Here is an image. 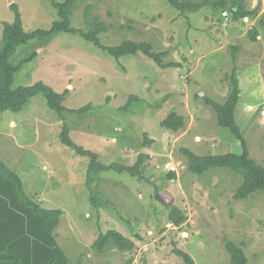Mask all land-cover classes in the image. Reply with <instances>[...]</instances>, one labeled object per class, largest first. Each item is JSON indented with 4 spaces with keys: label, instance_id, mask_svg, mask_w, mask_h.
I'll return each mask as SVG.
<instances>
[{
    "label": "rangeland",
    "instance_id": "obj_1",
    "mask_svg": "<svg viewBox=\"0 0 264 264\" xmlns=\"http://www.w3.org/2000/svg\"><path fill=\"white\" fill-rule=\"evenodd\" d=\"M64 1L0 0V41L2 23L15 20L12 5H18L30 33L51 29L59 20L54 2ZM211 16L205 10L181 16L168 0L75 3L72 27L88 31V21L98 18L109 26L99 36L103 45L148 42L154 52L167 53L165 64H178L167 69L142 54L116 60L80 34L68 32L30 41L12 55L10 62L16 66L37 52L16 72L14 89L42 81L57 93L66 92L67 109L90 106L83 115L67 116L66 123L72 140L98 153L101 163L134 166L141 156H149L144 159L146 178L101 173L96 208L86 185L90 159L61 143L64 122L42 94L19 113L0 114V162L21 176L26 194L43 209L63 212L54 234L68 264H183L175 248L186 251L196 264H232L227 241L244 248L248 264H264V193L237 201L241 176L230 169L194 175L181 153L182 148L201 156L243 153L237 136L218 126L216 112L204 101L210 96L224 103L230 92L228 82L216 83L222 89L212 91L216 80L201 74L203 63H213L219 45ZM207 51H212L211 60L202 61ZM224 55L225 66L219 67L215 79L233 68L232 50L226 49ZM211 70L208 66L207 72ZM259 87L244 85L235 117L250 157L264 167V92ZM201 89L203 94L197 97ZM186 95L190 114L185 128L178 133L163 128L162 121L172 113L186 112ZM210 129L216 140L207 136ZM166 170L174 171L176 178H164ZM173 207L187 216L182 226L170 221ZM111 230L132 239L134 250H94L98 237Z\"/></svg>",
    "mask_w": 264,
    "mask_h": 264
},
{
    "label": "trees",
    "instance_id": "obj_2",
    "mask_svg": "<svg viewBox=\"0 0 264 264\" xmlns=\"http://www.w3.org/2000/svg\"><path fill=\"white\" fill-rule=\"evenodd\" d=\"M78 0H65L64 3L54 2L58 10L59 20L52 24L49 30H36L26 32L24 29L20 9L18 5L11 6L15 12V20L12 23H2V38L0 41V114L4 111L19 113L27 105L28 101L42 94L50 110L55 112L64 122L60 133V141L63 145L72 148L77 155L88 157L90 163L86 174V185L89 189L91 202L98 208L100 200L98 186L96 184L101 173L115 171L127 173L131 177L146 178L144 175V159L148 155L141 156L134 166H126L119 163L105 165L100 162L98 153L86 150L77 145L70 136V128L66 123L67 116L83 115L88 112L90 106L81 109H67L63 103L65 93H57L52 87L40 81L32 86L13 88L15 74L23 63L36 57L34 51L14 66L10 62L18 48L34 40H45L60 32L77 33L85 40L94 43L100 50L116 60L125 56L142 54L153 60L160 68L177 67L178 64H165V52H154L148 42L126 40L118 46H106L100 42L99 36L109 31V26L100 22L98 18L88 21V31L76 29L71 26V15L75 3ZM179 11L181 16L186 13H197L205 10L213 16L223 17L224 14L234 22L243 21L245 18H255L260 13V5L254 9L248 6V0H168ZM88 15V14H87ZM225 17V16H224ZM264 22V17L260 20ZM252 41L257 40L258 32L253 30L249 34ZM233 68L226 76L230 85V92L224 103H217L209 97L204 101L217 115V124L222 128H228L240 141L243 153L240 155H197L187 148H182L181 153L187 160V169L190 173L203 176L213 169H230L242 177V183L234 195V199L242 201L255 193H264V167L255 159H252L247 151L246 140L241 134L240 127L236 123V107L241 97L240 82L238 79L237 54L239 47L232 46ZM199 97V95H197ZM134 97L130 98L133 99ZM130 103V102H129ZM128 103V104H129ZM162 127L174 133H178L186 126L184 116L172 113L161 123ZM164 178L175 179L174 171H165ZM170 221L174 226H182L187 216L178 208L170 210ZM61 210H45L39 203L31 199L25 192L22 178L5 163L0 162V264H68L69 259L59 247L55 229L60 224ZM135 248V242L123 236L116 230H111L100 235L93 244V249L98 253H104L107 249H117L120 252H131ZM227 252L232 264H248L245 250L234 242L227 241ZM174 253L182 259L183 264H196L194 259L184 250L175 248Z\"/></svg>",
    "mask_w": 264,
    "mask_h": 264
},
{
    "label": "crops",
    "instance_id": "obj_3",
    "mask_svg": "<svg viewBox=\"0 0 264 264\" xmlns=\"http://www.w3.org/2000/svg\"><path fill=\"white\" fill-rule=\"evenodd\" d=\"M258 5H260V13L257 17L245 18L243 21L240 22L232 21L225 14H224L225 16L224 18L223 17L219 18L218 16H213L212 14H211L212 16L209 17L210 22H212V24L214 25L213 30H215L214 32H216V36H217L216 39L218 40L219 45L216 46L217 49L215 51L217 54L212 60L213 63L206 61V58L207 60H211L209 59V55H211L212 51H207L202 55L201 58H204L202 61H206V63H203V67L204 65L205 67L202 70L201 74L204 77H206L205 74H207L211 78L216 80V82H213L214 85L212 87V91L218 88L222 89V87H218V85L221 86L223 84L227 85L225 76H227V74H229L232 71V68L230 71L229 70H225L226 72L221 71L220 74L222 75H220L219 77L217 76V79H215L214 76L215 73L218 71L219 67L221 68V65L225 66L226 63V58H225L226 55H224L225 50L227 49L228 51H230L232 46H237L240 49L237 54V67H238L237 75L240 82L241 94L243 93L244 85L251 86L252 84L257 86L260 85L259 90H262L264 92V69L259 68V67H263L262 63L264 61V22L260 24L261 23L260 20L264 17V0H248V6L250 9H254ZM214 20L215 22L213 23ZM253 30H257L258 32L256 41H252L249 36L250 32H252ZM216 39L215 41H217ZM231 64H232V60H231ZM208 66L212 69L210 73L207 72ZM254 68H256V70ZM252 69H254V71H252ZM227 71L229 72L227 73ZM242 75L244 77V81L242 79ZM222 77L225 82H221ZM216 83H218V85L215 86ZM198 87H201V85L198 84ZM202 91L204 90L202 89L199 90V92L201 93L200 95L198 93L199 97L203 94ZM183 103H184V107L186 108V112L184 113L183 111L181 115L184 116L185 119L187 120L186 115L187 113H189V109H190V97L188 95H186V97L183 99ZM261 114H264L263 110ZM15 124H16L15 121L12 120V125L14 126ZM213 128L214 126L212 127V129ZM220 128L222 129V127ZM220 131L221 130H218L217 132ZM206 134L207 136L209 135L211 136L209 139L212 138L216 140V136L211 132V129L207 130Z\"/></svg>",
    "mask_w": 264,
    "mask_h": 264
},
{
    "label": "built area",
    "instance_id": "obj_4",
    "mask_svg": "<svg viewBox=\"0 0 264 264\" xmlns=\"http://www.w3.org/2000/svg\"><path fill=\"white\" fill-rule=\"evenodd\" d=\"M226 15V14H225Z\"/></svg>",
    "mask_w": 264,
    "mask_h": 264
}]
</instances>
